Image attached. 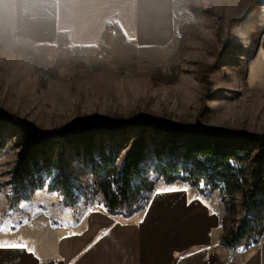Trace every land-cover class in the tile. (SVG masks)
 Returning a JSON list of instances; mask_svg holds the SVG:
<instances>
[{
  "label": "rangeland",
  "instance_id": "374dc122",
  "mask_svg": "<svg viewBox=\"0 0 264 264\" xmlns=\"http://www.w3.org/2000/svg\"><path fill=\"white\" fill-rule=\"evenodd\" d=\"M7 9L8 0H0V108L40 132L150 118L264 135V0H173L170 23L156 31L155 44L103 38L90 47L33 44L15 32ZM1 133L9 147L0 157V232L19 228L24 239L91 206L80 198L73 212L63 209L46 184L31 187L29 199L12 209L10 179L29 141L19 130ZM65 158L75 183L86 187L87 170L71 149ZM209 202L223 218L220 193Z\"/></svg>",
  "mask_w": 264,
  "mask_h": 264
},
{
  "label": "trees",
  "instance_id": "16d2710c",
  "mask_svg": "<svg viewBox=\"0 0 264 264\" xmlns=\"http://www.w3.org/2000/svg\"><path fill=\"white\" fill-rule=\"evenodd\" d=\"M2 128L19 130L29 141L12 171V209L29 199L31 187L47 184L61 196L63 209H76L80 198L92 205L99 196L109 214L129 218L145 208L155 181L161 180L186 183L204 196L220 193L225 210L220 245L226 250L248 248L264 231V135L201 123L162 125L150 118L40 132L0 108V157L9 147ZM67 149L87 170L86 187L75 183Z\"/></svg>",
  "mask_w": 264,
  "mask_h": 264
},
{
  "label": "crops",
  "instance_id": "0c3cea01",
  "mask_svg": "<svg viewBox=\"0 0 264 264\" xmlns=\"http://www.w3.org/2000/svg\"><path fill=\"white\" fill-rule=\"evenodd\" d=\"M8 6L19 36L49 46L90 47L103 38L155 44L156 31H165L173 14V0H8ZM172 188L180 190L161 191ZM210 195L186 183H163L129 218L96 202L73 221L24 239L17 237L19 228L0 232V245H27L0 246V264H264V231L248 248L220 245L222 218Z\"/></svg>",
  "mask_w": 264,
  "mask_h": 264
},
{
  "label": "snow or ice",
  "instance_id": "6c2138e0",
  "mask_svg": "<svg viewBox=\"0 0 264 264\" xmlns=\"http://www.w3.org/2000/svg\"><path fill=\"white\" fill-rule=\"evenodd\" d=\"M177 190H180V189H175V188H172V189H163L161 191H177ZM184 191H187V189H183ZM0 246H8V247H12V248H27V245H24V244H4V245H0Z\"/></svg>",
  "mask_w": 264,
  "mask_h": 264
},
{
  "label": "built area",
  "instance_id": "2783aa9c",
  "mask_svg": "<svg viewBox=\"0 0 264 264\" xmlns=\"http://www.w3.org/2000/svg\"><path fill=\"white\" fill-rule=\"evenodd\" d=\"M54 264H60V263L55 262Z\"/></svg>",
  "mask_w": 264,
  "mask_h": 264
}]
</instances>
